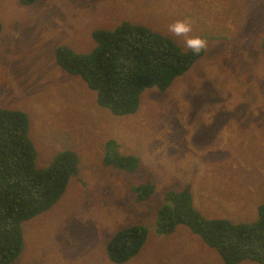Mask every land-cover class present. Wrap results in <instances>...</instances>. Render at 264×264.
Returning a JSON list of instances; mask_svg holds the SVG:
<instances>
[{
    "label": "rangeland",
    "instance_id": "374dc122",
    "mask_svg": "<svg viewBox=\"0 0 264 264\" xmlns=\"http://www.w3.org/2000/svg\"><path fill=\"white\" fill-rule=\"evenodd\" d=\"M192 22L203 56L164 92L147 88L138 110L102 107L88 82L64 71L59 46L89 53L93 32L124 21L166 34ZM0 106L29 118L36 166L70 150L79 171L48 211L23 222L24 249L12 264H226L186 225L156 229L166 190L190 186L207 218L254 222L264 203V0H0ZM140 157L133 173L105 163L106 145ZM154 186L142 200L138 185ZM147 228L140 253L112 261L120 229ZM239 264H259L243 261Z\"/></svg>",
    "mask_w": 264,
    "mask_h": 264
},
{
    "label": "trees",
    "instance_id": "16d2710c",
    "mask_svg": "<svg viewBox=\"0 0 264 264\" xmlns=\"http://www.w3.org/2000/svg\"><path fill=\"white\" fill-rule=\"evenodd\" d=\"M36 1L20 0L23 4ZM93 37L97 46L89 53L59 46L57 61L64 71L88 82L102 107L120 116L138 110L145 89L166 91L204 54L184 51L172 37L129 21L112 30L97 29ZM105 156L106 164L130 173L141 165L140 157L122 153L116 141L106 145ZM36 159L27 113L0 106V264L18 259L24 249L23 222L52 208L79 171L74 151L59 153L47 168H38ZM134 192L145 200L153 195L154 186L138 185ZM165 197L168 203L159 209L156 221L159 233L171 234L183 224L216 249L226 264L247 260L264 264V203L258 206L256 221L234 223L204 216L194 205L190 186L166 190ZM147 236L142 225L118 230L107 244L110 259L124 263L137 256Z\"/></svg>",
    "mask_w": 264,
    "mask_h": 264
},
{
    "label": "clouds",
    "instance_id": "9594fccd",
    "mask_svg": "<svg viewBox=\"0 0 264 264\" xmlns=\"http://www.w3.org/2000/svg\"><path fill=\"white\" fill-rule=\"evenodd\" d=\"M168 31L174 36L183 37L185 47L193 54H200L208 46L207 40L202 36L191 35L193 27L189 20H177L169 24Z\"/></svg>",
    "mask_w": 264,
    "mask_h": 264
},
{
    "label": "crops",
    "instance_id": "0c3cea01",
    "mask_svg": "<svg viewBox=\"0 0 264 264\" xmlns=\"http://www.w3.org/2000/svg\"><path fill=\"white\" fill-rule=\"evenodd\" d=\"M194 198V197H193ZM194 205H195V201H194ZM196 206V205H195ZM197 207V206H196Z\"/></svg>",
    "mask_w": 264,
    "mask_h": 264
}]
</instances>
